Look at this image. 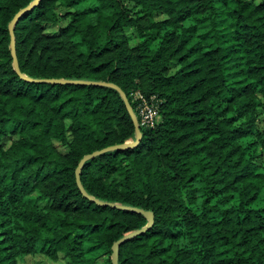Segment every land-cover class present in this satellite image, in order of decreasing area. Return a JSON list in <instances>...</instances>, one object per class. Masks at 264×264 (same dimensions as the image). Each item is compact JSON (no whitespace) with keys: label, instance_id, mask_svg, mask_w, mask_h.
Returning a JSON list of instances; mask_svg holds the SVG:
<instances>
[{"label":"trees","instance_id":"1","mask_svg":"<svg viewBox=\"0 0 264 264\" xmlns=\"http://www.w3.org/2000/svg\"><path fill=\"white\" fill-rule=\"evenodd\" d=\"M32 1L0 0V264H112L147 219L89 200L75 169L135 127L112 87L15 71L8 24ZM13 35L30 78L114 83L134 112L135 91L160 99L136 146L80 171L90 196L152 212L118 264H264V0H39Z\"/></svg>","mask_w":264,"mask_h":264},{"label":"water","instance_id":"2","mask_svg":"<svg viewBox=\"0 0 264 264\" xmlns=\"http://www.w3.org/2000/svg\"><path fill=\"white\" fill-rule=\"evenodd\" d=\"M38 1L39 0H33L31 2V4H29L27 7L19 10L14 15V17L12 18V20L8 24V28H9L10 35H11L10 50H11V54L13 57V65H14L15 71L22 78L27 79L29 81H36V82H42V83H60V84H93V85H103V86L112 87L120 94V96H121V98L125 104V107L131 116V119H132L134 127H135V139L134 140H132V141L129 140V141H126L124 143L107 146V147L102 148L100 150H95L89 154H86L80 159V161H79V163L75 169V176H76L77 185H78L80 191L82 192V194L84 196H86L89 200L95 202L98 205H107V206L114 207L117 209L128 210V211L140 213L143 216H145L147 219V224L144 227L125 234L124 236H122L121 238H119L118 240H116L112 244L111 263L112 264H118V248H119V245L121 243L129 240L130 238L134 237L135 235L148 230L153 225V222H154L152 212L148 211V210H144L142 208H137V207L128 206V205H124V204L101 201L99 199H96V198L90 196L81 185L80 171H81V168H82V166L86 160L91 159V158H93L99 154H102V153H104L106 151H110V150L126 149V148H131V147L136 146L141 141V136H142L141 130H140V125L137 121L136 114H135L134 110L132 109L131 104H130L126 94L118 85H116L114 83L103 82V81L80 80V79H63V78L33 79V78L26 76L22 72H20L18 62L16 59V54H15L13 26H14L15 22L17 21L18 17L21 15V13H23L26 10L32 9L34 6H36Z\"/></svg>","mask_w":264,"mask_h":264},{"label":"rangeland","instance_id":"3","mask_svg":"<svg viewBox=\"0 0 264 264\" xmlns=\"http://www.w3.org/2000/svg\"><path fill=\"white\" fill-rule=\"evenodd\" d=\"M57 27H58L57 25L48 26L47 31L53 32L57 29ZM128 34L130 35L131 42H134L135 41L134 32L130 31ZM257 116H258V126L262 129L264 128V113L261 108H258ZM7 143L8 141L6 140L5 144ZM60 149L65 150L64 147H60ZM262 170H264V168H262ZM86 258H87V264H109L110 254L107 253L104 248H97L88 251V253L86 254ZM64 262L65 259L63 258L62 254L59 255L57 261H51L42 254H35V255L25 256L23 259L18 261V264H64Z\"/></svg>","mask_w":264,"mask_h":264},{"label":"built area","instance_id":"4","mask_svg":"<svg viewBox=\"0 0 264 264\" xmlns=\"http://www.w3.org/2000/svg\"><path fill=\"white\" fill-rule=\"evenodd\" d=\"M133 100L136 103L135 114L139 125L147 128L154 127L160 118V99L155 95L146 97L140 91H135L133 93Z\"/></svg>","mask_w":264,"mask_h":264}]
</instances>
